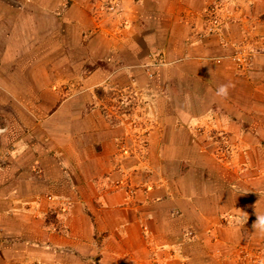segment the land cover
Segmentation results:
<instances>
[{
    "label": "crops",
    "instance_id": "crops-1",
    "mask_svg": "<svg viewBox=\"0 0 264 264\" xmlns=\"http://www.w3.org/2000/svg\"><path fill=\"white\" fill-rule=\"evenodd\" d=\"M117 1L120 21L99 19L101 0H0V264H233L231 255L210 258L221 243L264 247V176L256 173L263 170L256 145L264 141V54L255 58L253 83L214 62L241 38L232 21L220 35L193 34L211 0ZM250 1L255 13L264 11V0ZM153 54L168 64L151 81L141 62ZM72 75L84 91L66 98L61 84ZM131 77L159 94L153 109L161 127L151 135L157 146L148 167L161 184L145 193L137 185L130 197L107 191L122 176L116 146L126 129L101 105L109 78L124 86ZM211 115L250 142L245 173L207 159L214 177L192 178L202 151L193 141L176 148L178 134ZM162 147L168 157L192 160L165 164ZM227 216L232 225L209 243L210 225ZM194 226L203 242L185 243L182 230Z\"/></svg>",
    "mask_w": 264,
    "mask_h": 264
},
{
    "label": "rangeland",
    "instance_id": "rangeland-1",
    "mask_svg": "<svg viewBox=\"0 0 264 264\" xmlns=\"http://www.w3.org/2000/svg\"><path fill=\"white\" fill-rule=\"evenodd\" d=\"M101 3L103 4L101 10L104 13L100 14V20L106 17L112 18L113 16L119 21L121 20L122 10L119 8L117 0H101ZM113 4L116 7L110 10L109 7ZM253 4L254 3L252 1L249 2V0H211L201 10V28L193 32L197 39H205L220 35L229 21L236 23V29H234L232 34L238 33L241 42L234 45H223L227 53L223 56L214 57L213 59L218 65H222L226 62L228 67H231L237 76L247 79L249 82H251V80L248 79V77L254 68L255 58L264 54V11L255 13ZM189 37L192 38V35L190 34ZM141 64L143 65L141 71L146 74L147 80L152 81L155 70L167 65L168 61L161 55L153 54L149 55L148 60L141 62ZM118 67L119 69L125 68L121 63H118ZM81 80L82 79L78 78V76L66 78L65 82L61 84V91L66 98L81 94V92L84 91ZM104 84L105 89H103L102 93V103L104 105H101L102 112L113 124L123 123L126 129V134L119 139L116 146V158H118V163L115 171L119 174L121 173L122 176L112 182L109 181L107 191L122 190L131 197L138 189L137 185H141L144 193L150 192L153 188L161 184L160 175L155 174L148 167L151 162L150 150H153V148L157 146V144L155 145L151 140V135L156 129L161 127L158 124V114L153 109V105L155 101L158 100L159 94L151 90V84L142 87L137 79L133 77H131L129 83L124 86L113 84L110 78ZM166 111L168 112L169 110L167 109ZM187 130V134L184 132L178 134L179 140L176 141L177 144L175 146L180 149L185 148L191 145L193 141V143L197 145L195 147L201 149L202 155L197 158V163L194 164L195 174L192 175L193 179L199 176L205 180L214 177L215 172L209 171L207 164L204 163L207 159L226 167L228 171L231 172V168L233 167L237 172L245 173L247 171L246 168L250 165V142L246 144L240 135H234L229 128L220 124L219 119L215 118L214 115L196 120L195 124L187 126ZM187 138L189 139L187 140ZM162 144L164 143L162 142ZM257 144V154H260L258 157V162H260L257 165H259L258 168H262L263 170L257 169L256 173L258 176H264V141L260 140ZM162 148L160 152L162 154V159L166 160L165 162L163 161L165 164H173L174 161L177 160L179 162L181 160V164L185 165L187 159L192 160V157L180 159L174 158L173 156L172 158L168 157L166 156V154H168L167 149L165 151V147ZM251 158L255 159V156ZM125 161H127V163ZM128 162L131 163V165L137 163L136 166L138 165V167L129 172L128 169H130V165H128ZM143 166L144 168L142 170ZM137 171L140 172V175H137L140 180L133 183L130 175L131 172ZM154 177H156L157 180ZM248 189L250 190V188ZM44 197L46 201L50 203L55 201L50 195ZM160 199L163 200L162 198ZM177 210H175L174 217L181 216V212ZM230 220V216L221 217L220 227L219 225H210L212 229L216 227V230L208 231L209 236L207 239L209 243L217 244L220 242L224 233H222V231L220 234L217 229L227 228L232 225V220ZM195 224L198 226L200 222L198 221ZM199 227H201V225ZM146 228L147 227L143 228L144 231ZM196 229L195 226L187 230L184 228L182 231L185 234H182V241L191 243L195 241L194 239H197L203 242L201 236L202 231ZM231 241L230 243H221V247L215 250L217 253L213 252L215 255L211 254L210 258L221 259L224 255L230 258L231 255L233 261L231 263L236 264L235 259L239 248L247 249L248 247H241L240 243L233 242L234 240ZM154 261H151V263H157ZM196 263L198 262L195 261V264ZM199 264L208 263L204 260Z\"/></svg>",
    "mask_w": 264,
    "mask_h": 264
},
{
    "label": "built area",
    "instance_id": "built-area-1",
    "mask_svg": "<svg viewBox=\"0 0 264 264\" xmlns=\"http://www.w3.org/2000/svg\"><path fill=\"white\" fill-rule=\"evenodd\" d=\"M109 9L111 10L115 8L111 5ZM235 261L236 264H264V247L247 249L239 248Z\"/></svg>",
    "mask_w": 264,
    "mask_h": 264
},
{
    "label": "clouds",
    "instance_id": "clouds-1",
    "mask_svg": "<svg viewBox=\"0 0 264 264\" xmlns=\"http://www.w3.org/2000/svg\"><path fill=\"white\" fill-rule=\"evenodd\" d=\"M221 91H224V89L222 88ZM261 221H264V217H260Z\"/></svg>",
    "mask_w": 264,
    "mask_h": 264
}]
</instances>
